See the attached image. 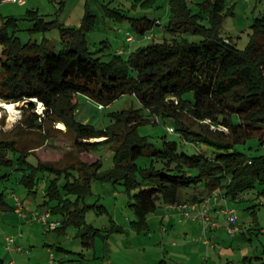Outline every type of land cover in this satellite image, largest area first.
Instances as JSON below:
<instances>
[{"label": "trees", "instance_id": "16d2710c", "mask_svg": "<svg viewBox=\"0 0 264 264\" xmlns=\"http://www.w3.org/2000/svg\"><path fill=\"white\" fill-rule=\"evenodd\" d=\"M157 1L143 2L152 7ZM190 1L167 0L169 20L165 27L172 36L164 34L162 40L139 46L127 58L118 51L104 60V48L90 49L88 33L95 28L97 16L89 6L78 26H66L56 19L47 21L29 12L28 18L34 21L31 30L60 29L64 46L60 51L53 50L46 37L41 42L23 41L18 18H8L0 28V99L28 103L34 115L29 121L33 129H41L39 120L46 116L64 122L74 131L75 143L82 150L117 141L114 166L104 172L101 160L82 161L70 169L40 160L33 163L27 159L32 154L16 139H0V163L18 161L23 165L22 181L29 190L40 185L41 171L56 175L45 179L42 206L61 218L50 219L59 222L56 228L44 225L62 233L69 226L79 228L84 247H93L99 236L106 239L124 229L112 217L108 228L87 222L86 213L94 205H88L85 198L96 178L122 182L132 198L135 217L131 227L137 232L149 230V214L160 202L181 203L184 189L202 186L209 196L218 190L233 201L243 199L244 192L259 185L262 188L258 192L264 193V15L252 23L249 44L239 48L231 37L222 35L223 22L235 13L234 6H228L227 0H201L195 9ZM122 16L131 19L138 34V38L132 34L135 41L153 38L155 25L162 24L160 18ZM191 34L201 38L191 40ZM125 94L136 95L142 106L111 112L112 123L104 127L77 118L79 98L75 96L84 95L108 106ZM32 99L43 103L42 113L35 111L37 105ZM184 112L210 123L202 122V130L190 128L182 119ZM152 116L170 119L181 141L164 138V144L157 146L141 135L139 125ZM100 137L105 139L89 141ZM252 138L258 140L262 153L248 154L239 148ZM192 143H204L214 154L188 153L180 148ZM142 157H146L144 163L138 161ZM71 194L76 197H69ZM106 210L105 206L97 207L99 213ZM211 228L215 227L203 230V242ZM210 240L212 244H205L207 247L213 245ZM262 250V255L256 256L260 264H264V241ZM253 258L244 257L242 264H252ZM0 264H5L1 257ZM158 264L180 263L161 259Z\"/></svg>", "mask_w": 264, "mask_h": 264}, {"label": "rangeland", "instance_id": "374dc122", "mask_svg": "<svg viewBox=\"0 0 264 264\" xmlns=\"http://www.w3.org/2000/svg\"><path fill=\"white\" fill-rule=\"evenodd\" d=\"M7 0H0V28L6 24V20L10 17L19 19V35L23 41H43L44 38L50 39V47L55 51L63 49V44L60 39V29L55 28L47 32H35L31 30L34 21L28 18L29 12L36 13L37 18L49 20H59L66 26H78L81 24L85 16L87 6L96 14V26L90 33H88V43L90 49L101 51L104 60H110L113 55L120 51L124 58H127L131 51L136 50L139 46H146L153 41L162 40L164 34L170 38L171 31L166 30V25L169 20L167 0H158L156 5L149 6L144 3V0H25L26 5L17 2L6 3ZM201 0H191V6L195 9ZM228 6H234V14L225 18L222 25V35L229 36L237 44L239 48H245L250 40L252 28L251 25L256 17L264 15V0H227ZM133 16H148L153 19L160 18V25H155L153 29V38L144 39L141 41H128V31L136 38L138 34L132 28L129 18L122 15ZM191 40H199V35H189ZM79 100V107L77 111V118L84 122H90L97 127H104L112 123L111 112L121 111L130 108H140L142 106L138 97L134 94H125L108 106L100 107V104L84 95L75 96ZM4 101L3 99H1ZM7 102V101H5ZM20 103L14 112L0 107V139H16L20 143L21 148H25L32 155L27 159L33 163L38 160L51 163L52 165L62 168L70 169L72 166L82 161L90 163L96 160H101L103 165L101 170L106 172L114 166V150L117 146V141H104L97 143L98 145L91 146V150H82L75 143V133L72 129H68L64 122H54L50 118L39 120L42 122L41 129H33L29 127V121L34 116L28 103L19 101ZM40 104V103H39ZM37 105L35 111L42 113L44 106L40 110V105ZM182 119L190 126V128L202 130V122L189 113H183ZM148 122L139 125V133L147 136L149 141H153L157 146H162L164 138L168 140L181 141L179 134L170 132L169 127H172V122L168 118L150 117ZM64 124V128L60 126ZM210 120H205L204 124H209ZM216 130V128L211 127ZM227 133L228 131L225 130ZM104 137L92 138L89 141L97 142L104 140ZM197 144V143H196ZM195 144V145H196ZM192 144H182L181 149L188 153L196 151L205 152L211 156L214 154L213 148L208 147L204 143H198L197 147ZM257 139H249L247 143L241 144L239 148L248 154H255L263 151L258 148ZM32 151V152H31ZM14 154L11 157L14 158ZM146 157L138 159L139 162L144 163ZM23 165L18 161L13 164L0 163V257L3 258L5 264H9L11 260L25 261V264H96L95 262L104 259L94 257L92 254L86 260L85 256L82 259L80 252L86 253L88 249L84 247L82 241V233L79 228L69 226L65 233L55 231L45 226L41 222L32 220V215L35 211L43 212L46 210L42 206L45 201L46 177H55L49 171H41L38 175L43 179L40 180V185L34 187V191L26 188L22 181L24 175ZM51 175V176H50ZM64 179V178H62ZM262 187L259 185L256 189H251L244 192L243 199L233 201V206L237 209L239 221L245 226L250 227L253 224L255 228L253 240H245L241 238L238 242H247L246 245L251 248L253 252L250 255H262V242L264 241V193L258 191ZM200 186L193 190H199ZM192 191V190H190ZM218 191V190H217ZM15 196H19L23 203L24 215H20L16 211ZM75 198L76 195H69ZM208 197V196H207ZM85 202L89 205H94V208L89 209L86 213V220L97 228H108L112 225L111 217L117 224L124 229V234L113 232L111 240L113 245L117 248L119 243L123 242L130 246L131 251L128 255H132V259L143 264L144 261H152L160 249L164 250V245L171 250V244L176 241L178 250L184 246V249L191 248L199 256L192 260L190 264H207L204 256L206 246L198 243L199 236L190 235L182 238V227L178 226L176 229V237L169 243L160 242L161 236L156 233V228L142 232L129 233L131 221L134 219V210L130 206L132 198L126 192L122 182L114 179L96 178L92 182L91 193L85 198ZM99 205L105 206V212L99 213L97 207ZM38 208V209H37ZM37 209V210H36ZM50 219H59L60 216L51 214ZM202 227V226H201ZM262 229V231L259 230ZM160 231V229H159ZM174 232V231H173ZM171 232V233H173ZM22 233V235H21ZM130 235V236H129ZM10 236L15 239L11 244L13 251L8 249V242L6 237ZM160 239V240H158ZM202 240V237H201ZM102 238L99 236L95 242L99 243L98 251L101 250L100 243ZM203 241V240H202ZM125 245V246H126ZM188 245V246H187ZM193 245L195 247H193ZM201 245V248L199 247ZM258 247V248H257ZM53 249V254L49 253L48 249ZM64 249L77 251L72 253L68 258L65 255L69 253ZM191 249V250H192ZM9 256L7 257V255ZM52 254V255H51ZM86 255V254H85ZM210 264H228V257L218 256L216 253L211 254ZM158 262L161 259H166L172 262V258L168 254H160ZM89 259V260H88ZM254 261L257 260L253 258ZM179 260V259H174ZM203 261V262H202ZM216 262V263H215ZM16 264V263H15Z\"/></svg>", "mask_w": 264, "mask_h": 264}, {"label": "crops", "instance_id": "0c3cea01", "mask_svg": "<svg viewBox=\"0 0 264 264\" xmlns=\"http://www.w3.org/2000/svg\"><path fill=\"white\" fill-rule=\"evenodd\" d=\"M6 3H8V1H6ZM1 4V3H0ZM24 5V4H23ZM26 5V4H25ZM193 188H189V189H184L182 191V202L183 204H191L194 201H202V199L207 198V196L209 197V195H207V192L203 189L202 186H200L199 190H193ZM192 190V191H190ZM215 194H219L220 197L218 200H216V204L215 207H213L210 211H211V215L212 217L219 221V225L220 226H216L215 228H211L208 230V236L210 239L213 240V245L210 247H207L205 245V243L201 240V237H203V228L202 223L200 222V220L198 218H193L195 217V215L197 214L196 211H193L192 215L193 217H186L184 214H182L180 212V210H178L177 208H171L172 204H167L164 202H160L158 207L155 209V211H153V213L149 214V229H151V227L158 225L159 227L156 228V233H158L161 236V240L160 242H167L169 243L170 241H172V239L174 237H176L178 235V233L176 232V228L178 226H181L182 228V238L183 237H188L190 235L199 236V238L196 239L198 240V243H202L204 246H206V252H205V256H204V260L205 263L207 262V264H210L211 262V254L216 253L218 256H226L228 257V264H242L243 263V259L246 256H251V257H255L256 256H260V255H250L251 252H253L251 250V248H249L246 243L247 242H238V240H240L241 238L245 239V240H253L254 236V232H255V228H253V224L248 227L242 224L243 230L237 234L235 237H231L227 230H226V224H227V220L226 217L222 211L223 208H230V207H235L233 206V200L230 199V197H225L224 195L221 194V191H215L214 193H212L210 196H215ZM195 197H198L196 200H193ZM178 204V203H175ZM38 209V208H37ZM36 209V210H37ZM45 209V208H44ZM50 218L51 214H50ZM37 222V221H36ZM46 226V225H45ZM125 229V228H124ZM124 229L122 232H118V233H114V234H118L120 240L122 239V237H120V234H124ZM129 229V233L132 232L131 230H134V232H137L134 228L133 229ZM160 229V231H159ZM174 231V232H173ZM173 232V233H171ZM139 233V232H137ZM177 233V235H176ZM22 235V233H21ZM113 235V234H111ZM130 236V235H129ZM238 239V240H237ZM102 242L100 243L101 245V250L98 251L99 248V243L95 242L96 244H94V246L90 249L87 250L86 253H84V256L87 260V258L89 256H91L92 254L94 255V257L97 258H102L104 255V259H100L98 261H96V264H141L138 263L139 261H136L135 259H132V255H128V252L131 251L130 246L124 244L123 242L119 243L118 248L113 245L112 240H111V236L107 237L106 239L102 238ZM179 244V243H178ZM178 244L176 241H173V243L171 244V250L169 247H166V245H164V250L160 249L158 251V253L156 254L157 256H155V258L150 261H144L143 264H158V257H160V254L164 253V254H169L170 258H172L173 260H171L172 262H178L180 264H190L192 263V260L196 259V257L199 256V253H197V251L192 250H186L184 249V246L180 247V250H185L186 252H180L178 250ZM126 245V246H125ZM188 246V245H187ZM193 247H195L193 245ZM199 247L201 248V245H199ZM258 248V247H257ZM67 251V249H65ZM64 250V251H65ZM49 253L53 252L52 248L48 249ZM72 251V250H71ZM77 252V251H74ZM53 254V253H52ZM51 254V255H52ZM72 253L69 252V255H65V258H68ZM86 254V255H85ZM103 254V255H102ZM54 255V254H53ZM9 256V254L7 255V257ZM82 256V259H84ZM174 259H179V260H174ZM257 259V258H256ZM89 260V259H88ZM203 262V261H202ZM25 264V261H15V260H11L9 264ZM216 263V262H215ZM252 264H260V260H255L253 259Z\"/></svg>", "mask_w": 264, "mask_h": 264}, {"label": "built area", "instance_id": "2783aa9c", "mask_svg": "<svg viewBox=\"0 0 264 264\" xmlns=\"http://www.w3.org/2000/svg\"><path fill=\"white\" fill-rule=\"evenodd\" d=\"M10 2H17L20 4H25V0H7ZM128 41H135V38L133 37L132 33L128 32L127 35ZM100 107H103L100 105ZM170 132H175L173 127H169ZM220 197L219 194H215V196H209L207 198H204L202 201H194L191 204H183V203H178V204H172L171 208H177L180 210L182 214H184L186 217H193L192 213L193 211H196V215L193 218H198L201 223L203 224V230L205 231L208 226H220L219 223L215 220L212 219L211 216V209L215 207L216 200H218ZM16 200V211L20 215H24L26 217V214H24L23 209V203L21 201V198L19 196H15ZM226 219L228 220V225H227V231L231 236H235L239 231H241V223L239 222V216L237 209L235 207H230V208H223L222 209ZM32 220L33 221H38L43 224L49 225L51 228H56L59 225V222L57 221H51L50 220V212L49 211H36L32 215ZM6 240L8 242V249L12 250L11 244L15 242V239L7 236ZM204 242L207 245L212 244L211 240L209 238H204Z\"/></svg>", "mask_w": 264, "mask_h": 264}, {"label": "bare ground", "instance_id": "6f19581e", "mask_svg": "<svg viewBox=\"0 0 264 264\" xmlns=\"http://www.w3.org/2000/svg\"><path fill=\"white\" fill-rule=\"evenodd\" d=\"M19 104H20V103H9V102H5V101H2V100L0 99V107H5L6 109L10 110L11 112H14L15 109H16V107H17ZM39 105H40V106H39V107H40V110H42V108H43V103L40 102ZM60 126L63 127V128L65 127L63 123H60Z\"/></svg>", "mask_w": 264, "mask_h": 264}, {"label": "water", "instance_id": "95a60500", "mask_svg": "<svg viewBox=\"0 0 264 264\" xmlns=\"http://www.w3.org/2000/svg\"><path fill=\"white\" fill-rule=\"evenodd\" d=\"M35 105H38L40 102L37 100V99H32L31 100ZM151 120L153 119V118H150Z\"/></svg>", "mask_w": 264, "mask_h": 264}]
</instances>
